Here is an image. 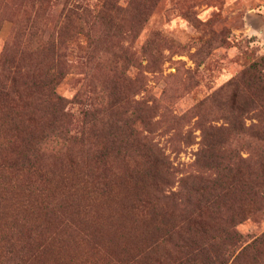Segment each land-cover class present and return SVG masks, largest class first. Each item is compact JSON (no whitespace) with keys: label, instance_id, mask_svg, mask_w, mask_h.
Listing matches in <instances>:
<instances>
[{"label":"rangeland","instance_id":"obj_1","mask_svg":"<svg viewBox=\"0 0 264 264\" xmlns=\"http://www.w3.org/2000/svg\"><path fill=\"white\" fill-rule=\"evenodd\" d=\"M65 1L53 0L48 34L57 29ZM105 1L82 0L92 8ZM117 1L129 10L130 17L142 3L146 6L141 29L133 28L136 20L131 19L121 42L124 53L128 52L116 60L120 61L116 79L124 80L114 79L115 87L105 67L95 70V63L81 71L88 55L72 54L74 73L58 85L57 92L72 100L82 86L94 80L89 95L92 91L107 103L123 101L124 108H113V123L104 129L107 132L113 124L122 130L132 125L129 120L138 104L154 107L137 126L144 132L153 131L154 143L170 155L174 175L149 168L135 157L134 148L127 152L128 160L124 150L115 149L108 160L112 171L99 169L97 174L85 172L89 164L83 172L56 177L50 162L45 167L59 189L49 192V200L21 208L16 203L28 198L26 182L16 176L17 182L10 173L1 175L0 264H198L200 260L199 249L183 241L189 245L190 238L181 231L177 234L180 217L169 226L163 214L174 206L182 208L187 167L201 149L202 128L239 123L228 103L229 95L238 92L243 106L248 76L264 79V0ZM25 12L31 9L23 6V0H0V56L17 28L18 22L10 18L23 17ZM109 46L112 43L102 41L101 53ZM110 47L111 54L122 56L120 49ZM69 110L75 116V128L80 127V110L73 105ZM253 115L241 116H245V128L258 125ZM173 137L181 140L179 154L172 153ZM246 139L242 134L230 136L234 143ZM241 155L249 157L248 151ZM48 187L43 183L35 189L45 190L47 196ZM20 191V196L15 195ZM237 229L251 238L264 233V205ZM233 261L234 257L227 264Z\"/></svg>","mask_w":264,"mask_h":264},{"label":"trees","instance_id":"obj_2","mask_svg":"<svg viewBox=\"0 0 264 264\" xmlns=\"http://www.w3.org/2000/svg\"><path fill=\"white\" fill-rule=\"evenodd\" d=\"M52 5L53 0H23V6L30 7L31 13L10 18L18 22L17 28L0 56V176L6 173L18 176L29 191L28 198H21L16 205L21 208L26 203L39 204L50 199L49 192L59 189L53 186L46 164L53 162L50 168L56 177L75 170L83 172L89 164L85 171L88 174H97L99 169L112 171L108 160L115 149L124 150V159L128 160L127 152L134 148L135 157L143 159L149 168L174 175L170 155L154 143L153 131L146 130L145 136L144 129L137 126L144 123L146 114L154 107L141 108L138 104L129 120L136 127L129 123L122 130L113 124L107 132L104 129L113 123V108L117 105L124 108L123 101L107 103L92 91L89 95L88 87L94 80L82 86L72 100L57 92L58 85L74 73L72 54L88 55L81 71L91 68L92 63L95 70L100 66L101 71L104 66L106 76L116 87L114 79L120 61L128 52L124 53L121 45L125 31L133 22L131 19L136 20L133 28L141 29L146 6L142 3L136 15L132 13L130 17L129 10L117 0H106L95 8L82 0H66L57 29L48 34ZM102 41L112 43L110 49H120L122 56L111 54L109 47L101 53ZM247 87L248 93L242 94L243 106L238 92L228 97L239 123L202 128L201 149L187 167L182 208L174 206L163 214V222L169 226L180 217L177 234L181 231L190 238L189 245L183 239L185 244L199 249L198 264H227L232 257L233 264H264V233L251 238L237 229L258 206L261 209L264 205V79L257 81L249 75ZM70 105L81 112L80 127L75 128ZM245 113H253L258 125L245 128L242 121L245 116L241 117ZM232 134L246 135L249 139L234 143L230 140ZM171 141L172 153L179 154L181 140L173 137ZM243 151H248V158L241 155ZM43 183L50 187L47 196L45 190L35 189Z\"/></svg>","mask_w":264,"mask_h":264}]
</instances>
